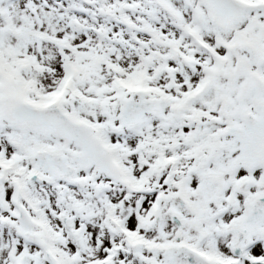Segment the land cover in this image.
<instances>
[{
	"label": "snow or ice",
	"instance_id": "snow-or-ice-1",
	"mask_svg": "<svg viewBox=\"0 0 264 264\" xmlns=\"http://www.w3.org/2000/svg\"><path fill=\"white\" fill-rule=\"evenodd\" d=\"M0 264H264V0H0Z\"/></svg>",
	"mask_w": 264,
	"mask_h": 264
}]
</instances>
